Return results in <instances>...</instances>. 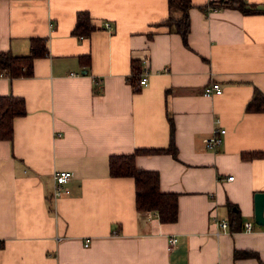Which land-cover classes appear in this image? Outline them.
<instances>
[{
    "label": "crops",
    "instance_id": "obj_1",
    "mask_svg": "<svg viewBox=\"0 0 264 264\" xmlns=\"http://www.w3.org/2000/svg\"><path fill=\"white\" fill-rule=\"evenodd\" d=\"M210 1L191 0L184 41L162 23L182 15L168 0H0V51L28 55L34 38L46 48L30 73L0 76V96L25 108L0 139V264L264 263L254 221L264 110L247 109L255 90L264 96V0H242L263 9L254 13ZM82 12L89 32L77 28ZM211 80L222 91L205 95ZM218 126L222 142L206 147ZM170 143L176 155L134 157L177 194V218L165 222L137 210L134 179L111 176L108 159ZM62 169L70 192L53 198ZM212 217L227 229L216 233Z\"/></svg>",
    "mask_w": 264,
    "mask_h": 264
},
{
    "label": "trees",
    "instance_id": "obj_2",
    "mask_svg": "<svg viewBox=\"0 0 264 264\" xmlns=\"http://www.w3.org/2000/svg\"><path fill=\"white\" fill-rule=\"evenodd\" d=\"M169 6H175L182 11L178 19L168 16L163 20V24L179 33L185 41L189 31L188 9L192 6L191 0H168ZM212 7H234L244 13H254L263 11L255 4H248L242 0H211ZM87 13H79L77 16V28L83 27V31L89 32L93 27L85 26ZM40 43V44H37ZM46 52V48L39 38L32 39L31 50L28 55H13L9 51H0V71L8 77L25 75L31 72L32 59ZM139 82V81H138ZM247 109L264 110V96L255 90L253 97L247 104ZM25 112L24 101L21 97L13 95L0 96V139L12 138V119ZM172 135V132H171ZM138 151L145 152H170L176 155V150L172 143L167 148L159 149H137L132 153L111 154L108 159L109 174L111 176H130L135 183V205L137 210H152L156 212L161 221L173 222L177 218V194L173 192H163L158 186V172L138 168L135 165L134 157ZM257 156H264V151L255 153ZM229 216L232 220H238L239 214L234 209V205L226 202ZM3 241L0 240V247ZM235 256H256L253 252H235ZM261 264H264L261 262Z\"/></svg>",
    "mask_w": 264,
    "mask_h": 264
},
{
    "label": "built area",
    "instance_id": "obj_3",
    "mask_svg": "<svg viewBox=\"0 0 264 264\" xmlns=\"http://www.w3.org/2000/svg\"><path fill=\"white\" fill-rule=\"evenodd\" d=\"M215 7L208 6V9H214ZM106 26H109L107 23L105 24ZM4 75L2 71H0V76ZM139 83L146 85L147 84V79L146 77H141L139 79ZM222 91V88L220 84L217 81H209L204 89H203V94L205 95H212L215 93H220ZM225 133V128L224 127H216L214 131L205 138V145L206 147H214L218 144H220L223 140V134ZM73 176L72 172L70 170L62 169V170H56L53 173V192H52V197L57 198L63 195H67L70 192V188L67 185V182L71 179ZM233 175H228V179H232ZM211 224L216 225V233L219 231H225L227 229L228 223L224 219H218L216 217L211 218ZM244 230L249 231L251 230V223L247 222L245 224ZM177 238L174 236L169 237V246L174 244L176 242ZM90 242V238L86 237L84 239L83 245L87 246Z\"/></svg>",
    "mask_w": 264,
    "mask_h": 264
},
{
    "label": "water",
    "instance_id": "obj_4",
    "mask_svg": "<svg viewBox=\"0 0 264 264\" xmlns=\"http://www.w3.org/2000/svg\"><path fill=\"white\" fill-rule=\"evenodd\" d=\"M254 221L256 224L264 225V192L254 193Z\"/></svg>",
    "mask_w": 264,
    "mask_h": 264
}]
</instances>
